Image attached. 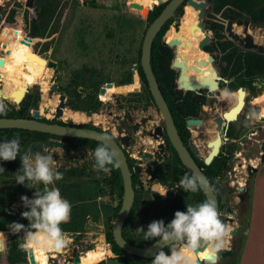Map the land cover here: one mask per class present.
<instances>
[{"label": "flooded vegetation", "instance_id": "obj_1", "mask_svg": "<svg viewBox=\"0 0 264 264\" xmlns=\"http://www.w3.org/2000/svg\"><path fill=\"white\" fill-rule=\"evenodd\" d=\"M171 1L172 0H161V4L154 5L151 11H154L155 9L159 8V12H158L159 15ZM192 1L197 4H203L204 8L202 10L201 8L195 9L188 4V0H183L173 11L172 16L168 19V20L172 19V23L169 26L171 27L175 20L183 17L181 21L184 22L183 24L181 23L182 28L180 29V31L172 30L167 34H172L173 31L179 34L180 32L184 31L185 28L183 26L189 23L187 19H195V18L198 19L196 21V25L195 24L191 25L190 29L194 26L193 31L200 30L201 32L204 33V37L198 41L199 43H201V41H203V39H205L206 36L209 37V41L204 46L203 50H201L202 52L200 50H198V52L196 51V55H199L202 59H204V61H206V63L210 62L209 57H212L213 60L217 61V73L215 74L216 81L214 82L216 83L215 86L217 89H215L211 94L207 96L204 104L199 103L200 106L196 108L195 110L196 114L194 116L183 118L182 125L180 126L175 125L170 109L169 112L172 116L175 129L184 148L188 151L190 157L195 162V164L197 165L203 176L206 178L211 188V191L215 199L217 200L219 218L221 219L222 211H226V213L228 214L233 213V210L231 209V207H229V203L226 201V197L230 192V190L227 189L226 186L221 185L220 183L221 175L219 174L218 168L215 165V159L218 155L212 159L210 164L208 165L205 164V159L211 151V148L208 147V145L209 143L214 142L218 135H220L222 138V144L223 141L225 140L234 141V139L238 136L237 132L240 131L241 128H249L250 124L248 121H242L239 127L233 133V136L232 137L230 136L231 137L230 138L227 137L226 134L228 131L232 133V131L235 129L234 128L233 130H230V124L235 123L237 125L238 117L233 122L225 123L224 126H221L222 127L221 131H217L216 119L219 116H222L224 112L220 115L217 113L213 117V121L215 125L214 130L215 132H217L216 138L213 141L206 143V146L210 149V151L206 156H202L200 144L202 141V136H204V130L202 129L204 125L203 124V117H204L203 113H205L204 106L212 105L214 103L213 99L216 96L219 97L221 94H223L224 91H229L230 93L236 94L237 97V93H236L237 89L234 90H229L226 88L221 89L219 86L220 81H222L225 84H228V82L230 81L228 75L222 76V72H223L222 69L225 68L226 64L225 62L221 63L220 61V58L223 55V52H221L220 44H224L225 42H227L228 44L225 46H227L228 52L236 50V53H255L256 55H258L259 60L262 61L264 64V53L258 52V47H261L264 50V25L263 26L261 25L264 23V0H192ZM34 4L35 2H33V5ZM201 12L203 15L201 18H199L198 15ZM57 13L54 15L53 20L55 19ZM34 19H36V14H35V18L31 19V21L28 23L29 35H26L25 33L26 29L22 26L24 28V34H21L20 32L17 31L13 36L5 39H1L0 52L3 51L1 44L2 43L7 44L8 41L12 40V37L13 39L16 40L20 39L22 35L31 38V41L28 42L25 41L24 42L25 44H23L20 48V49L25 48L24 50L30 52L29 45L32 42L33 37L38 38L39 40L42 39L47 40V39H51L53 36L56 35L57 28L56 29L46 28L39 30L40 33L39 36H34L33 31L30 28V24ZM228 21L232 22L230 30L233 33V35L237 37V40H234L228 36V32L226 31ZM149 25L150 23L146 21L145 31ZM167 30L164 32V34L167 32ZM240 40L243 41V44H240L239 42ZM247 41H249V43L253 45L254 48L245 47L244 45ZM168 44L166 45L168 46ZM212 45H215L216 49L212 50L211 52L207 51V48L212 47ZM26 51H24L23 53H26ZM187 56H188V52L186 54V58ZM25 57H27V55ZM45 61H51V60H45ZM173 61H174V51H173L172 62ZM139 62H140V58H139ZM54 63L56 64V68H57V63L56 62ZM139 66L140 64L137 67V74L139 80L137 84L140 89V92H142L143 89L145 90V86L139 77V73H138ZM56 68L53 69V75L51 77L53 78V82L52 83L49 82L51 84L49 89L51 87H55L56 92L54 93L58 95V98L59 95L64 96L65 108L68 107L74 116L83 114L87 118L85 121H81L79 123L74 124L71 122L70 126L79 129L93 130L105 136L110 137L120 147V149L122 150L125 156L128 170L131 173V177H130L131 185L134 191L133 204L137 198V206L134 209L135 213L132 216V218L126 223V230L130 232L136 240L142 242L145 241L142 238L143 234L135 231L137 228L143 226L146 230L147 225L154 220H163L165 222V225H167L174 218V213L176 211H186L187 205H197L199 203L204 202V200H207L201 189L197 192L187 193L182 188H178L180 178H178L177 174L179 169L182 170L184 169L180 167V165L181 166L183 165L177 153L173 149L169 141V138L167 136L165 121L164 119H162L163 120L162 124L160 123L155 124L154 121H151L149 119V117L153 118V116L156 115L157 113H161L160 110L156 107H150V106L143 107L142 109L134 107V104L139 102L143 104L149 103L154 105L155 102L153 101V99L152 100L143 99L144 101H146L143 102V100H139V96H140L139 95L133 99L134 102L132 103L133 105L131 107H128L125 110L119 108L112 109V113L110 117L107 118L106 115L101 114V112L106 111V108H104L105 106L103 107L102 104L103 102L105 104L106 101H102L100 97V95H103L100 94V89L102 88L104 89V87L107 86L98 88L94 85L93 82H90L89 80L88 83H86V79L82 80L84 82V87H76V84L73 83L72 81L65 87L58 86L63 71L57 70ZM229 69L230 67L228 68V71ZM210 72H213V68L212 70L210 69ZM213 79L215 80L214 77ZM211 89L212 87L210 88V90ZM242 89L245 91L246 94L245 102H248L254 98V97L248 98L249 93L245 88ZM175 90L178 91L176 92L177 96H180L181 99H185V97L180 94L181 89L177 88V85ZM115 94L118 93H113V95ZM232 100L234 101V103H236L234 98H232ZM182 102L184 104H187V101L185 100ZM116 104L117 102H115V105ZM231 104H229L228 107H230ZM129 105H131L130 102ZM5 107L7 111H11L15 109L16 111L19 112V115H22L23 113V108H21L20 106L18 108H11V107L9 108L7 106ZM78 107L80 108V110L75 109ZM87 113H90V115L88 116ZM138 113H141L142 115L140 116L139 119H135ZM54 114H55V109H54ZM93 116L95 118L103 117L104 122H101L103 126L99 127L100 122L98 124L93 123L92 122ZM42 119H39L38 121ZM257 119L258 116L256 120ZM188 121H199V123L189 124ZM149 123L151 124L149 125ZM56 124L61 126L66 125V123L63 122L60 118L56 122ZM223 132H225L226 138L222 137ZM257 135L258 134L256 133L251 134L252 137ZM0 137H1L0 142L18 138L20 140L21 155L29 151L35 153L36 151H39L41 149H47L48 154H51L56 162V170L59 171V173L62 174L63 176V179L56 181L55 184L52 186L58 187L62 191L61 196H64L65 199L68 201L71 193H74L75 184L77 183L78 180H84L88 185V187L90 188H97V186H99L100 196L98 198H95L94 201L92 200L81 201L78 204L79 205L85 203L92 204L93 202L100 200L101 206L99 210L101 213L102 225L112 228L113 222L122 206L123 180L119 167L113 168L108 173L97 171L95 160L93 157V152L94 149L98 146L99 142L88 139H86L87 141H78L75 140L77 138L59 137L50 134H44V133L32 132V131L25 132L21 130H18V132H11V133L0 132ZM159 145H162L163 147L159 148ZM222 146L219 149V152L221 149H223ZM192 147L195 148V151H192ZM226 157L230 159L229 154L228 156H224L225 166H228L229 162L226 160ZM0 167H3L5 169V172L0 173V183L1 181H15L17 175L16 172L21 167V161L19 157L12 162L0 161ZM136 167H138V173H135ZM183 167L186 168L185 166ZM190 176H192L191 171H190ZM167 187H168V192L166 196L162 197L161 195H163V189ZM4 188L5 187H2V185L0 184V212H4L8 216L16 217L17 215H19L21 217V213L26 210L23 207V204L21 203L20 200L21 196L26 195L29 197V199H32L34 197L35 191H39V189L41 191L43 185L42 184L33 185L31 189L32 192H30L29 195L27 192V187L24 185H22L19 188V190L16 192H12V190L10 191L9 189L6 190ZM133 204L131 206V209L133 207ZM8 209H14L16 210V213L14 214L9 213ZM129 214L130 212L128 213V215ZM21 220L25 225H28L29 222L27 220L23 219L22 217ZM70 220L73 223L77 221V214L75 212L72 213ZM84 221L86 222L92 221V216L86 215ZM0 225L2 224L0 223ZM233 237L234 236H232V238ZM3 253L1 254L0 257V264H4V260L6 259L5 256L6 251L5 252L3 251ZM115 258L116 257H114V259ZM21 259H22V264H30L27 253L22 255ZM200 261L201 264L204 263L203 260ZM99 264H102V262Z\"/></svg>", "mask_w": 264, "mask_h": 264}, {"label": "rangeland", "instance_id": "obj_2", "mask_svg": "<svg viewBox=\"0 0 264 264\" xmlns=\"http://www.w3.org/2000/svg\"><path fill=\"white\" fill-rule=\"evenodd\" d=\"M54 1L58 5V13L50 24L57 28L56 35L53 37L50 36L52 38L47 40H39L33 37L29 45L30 52L24 50L25 48L20 49L25 43H20V39L16 40L12 37V40L8 41L7 44H1L3 51L0 52V58L6 57L3 66L7 65L10 70H13L15 69L14 61L16 57L22 58L21 56L26 55L29 57V55L35 54L42 59L56 62V69L63 71L58 86L65 87L72 81L76 84V87H84L83 79H86V83H88V80L93 82L98 88L107 86L108 84L112 85L111 88L128 86L131 91L128 89L122 94H111L105 104L104 102L102 103L106 111L101 112V114L106 115L107 118L110 117L112 109L119 108L125 110L133 105L132 103L135 97L139 95L146 96L145 90L143 89L142 92H140L137 84L139 81L137 67L139 65L141 44L146 25L145 20L142 21V19L147 17L148 12L152 9L146 12V0ZM160 1L161 0H159V2ZM25 2L26 0H0V11H5V13L14 17L20 25L26 29V35H29L28 23L31 19L35 18L36 9L35 5H33L31 9L25 8ZM182 18L175 20L172 26L169 27L167 32L162 36V41L165 44H168L166 39L167 33L172 30H178ZM190 32L192 35L195 31ZM203 37L204 33L200 39ZM198 46L199 42L197 44V49L200 50ZM171 49L174 51L173 48ZM6 51H8V54ZM24 51H26V53H23ZM209 63L213 68L214 74H216L217 61L213 60ZM171 68L177 73L178 78L176 80V85L178 88L180 76L179 68L172 65ZM9 74L10 73L7 71L0 70V103H3L9 108H18L19 105L12 101L11 91L8 89L11 83V75ZM52 75L53 69L43 66L40 77L38 79L26 78L27 84L23 78L18 76L19 81L24 82L25 96H39L38 105L36 109L30 110V116L37 110L40 119H52L54 109L58 103V95L51 92L49 89L51 86L49 80ZM215 81L216 76L214 82ZM263 92L250 101L245 102V106L237 119L238 124L232 131L231 137L242 121H248L250 127L241 128V130L237 132L238 136L234 141L225 140L222 144L223 155L227 156V154H229L230 162L223 172L220 183L230 190L226 197V201L229 203V207H231L233 213L228 214L226 211L221 212V220L231 228L230 237L228 238V244L225 249L231 251V256L224 259L221 258L218 264H237L238 258H236L235 254L238 252L240 240L249 220L250 192L241 203L236 195L239 193V189L243 188L245 180L248 179L247 168L256 167L260 164L259 157L261 152L259 150L258 141H261L264 136V115H262V113H264V105H259L256 102V98L261 96ZM226 94L225 97L224 94H221L219 97L216 96L213 99L214 103L212 105L204 106V125L202 127L204 136H202L200 144L202 156H206L210 151L206 143L213 141L217 135V132L214 130L215 125L213 117L217 113L220 115L226 112L234 105V101L231 97L233 93L226 91ZM115 102H117L116 105ZM129 102L131 105H129ZM143 102L146 101L143 100ZM229 104H231L230 107H228ZM148 106L157 108L156 104H143L140 102L134 104V107L139 109ZM67 113L70 115H66ZM63 114L64 115L60 118L65 123L70 121L72 123H79L87 119L83 114L74 116L68 107L63 109ZM141 115V113H138L135 119H139ZM257 116L258 119L256 120ZM149 119L154 121L155 124L163 123V116L161 113H157L153 118L149 117ZM92 122L95 124L100 122L99 127H101L103 126L101 122H104V118L93 117ZM151 123H149V125ZM252 133L258 135L252 137ZM222 137L226 138L225 132L222 133ZM0 184L2 187H5L4 189L12 190V192L18 191L22 186L15 181H1ZM31 189L27 187L28 195L32 192ZM60 192L62 191L60 190ZM99 192V186H97V188H90L84 180L77 181L74 193H71L69 197V202L72 205L71 216L72 213L75 212L77 214V221L73 223L70 220L68 223L61 225V228L67 234L71 243L60 253H46L48 264H69L71 258L77 255L81 256L88 251V248H90V250L95 249L100 242L106 243L108 246L107 249L110 248V245L105 241V235L111 233V227L102 225L101 213L99 210L101 201L97 200L92 204H78L81 201H94L95 198L100 196ZM62 197L65 199L64 196ZM86 215L92 216V221H84ZM12 222L24 224L19 215L16 217L8 216L4 212H0V223L2 224L0 225V231L4 233V252L6 248H8L12 236H14L9 232L7 227L8 224ZM67 226L71 227V231L68 232L64 229ZM236 228L239 230L237 235L232 238L231 235ZM18 235L22 237L23 233ZM36 259V264H40L37 255ZM192 260L194 264H197V260L203 259H201L199 255H193ZM102 264L117 263L114 257L111 256L108 258V261H104ZM203 264H205V262Z\"/></svg>", "mask_w": 264, "mask_h": 264}, {"label": "trees", "instance_id": "obj_3", "mask_svg": "<svg viewBox=\"0 0 264 264\" xmlns=\"http://www.w3.org/2000/svg\"><path fill=\"white\" fill-rule=\"evenodd\" d=\"M35 2V14L36 19L32 20L30 28L33 31L34 36H39L40 29L53 28L51 26V21L53 20L54 15L57 13L58 5L54 0H34ZM147 9L146 12L152 8L155 0H147ZM159 8L154 11H150L145 20L148 23H151L158 15ZM188 24L184 25V31L177 34L172 32V34H167L166 39L168 43H172V48L174 49V61L178 64V70L180 71V77L178 85L184 87L180 88V94L185 97L181 99L180 96H177L176 88V78L177 73L171 68V63L173 60V51L169 48L163 41L162 36L164 32L169 28L172 23V19L167 20L162 26L160 32L156 35L152 42L151 52H150V66L153 72L154 78L157 82L159 91L161 92L165 102L167 103L169 109L171 110L174 123L177 126L182 125L183 118L194 116L196 114L195 110L200 104H204L206 98L211 94L216 88L214 83V72L212 66L209 63H206L199 55H196L197 44L203 33L200 30H196L191 35V25H194L197 19H187ZM11 21H14L11 23ZM14 25L21 26L20 23L12 16L5 13V11H0V40L13 36L17 31L14 30ZM182 26L180 25L178 31ZM3 33V35H2ZM21 34H24L20 31ZM172 38V39H171ZM171 39V41H170ZM220 44L221 52H223L222 57L220 58L221 63L225 62L226 66L222 69V76L228 75L230 81L228 84L220 81L219 86L221 89L234 90L238 88H245L247 90L248 98H253L258 96L264 91V64L259 60L258 55L255 53H236V50L228 52L227 45ZM216 49L215 45L208 47L207 51L211 52ZM188 56L186 58V54ZM22 58H17L14 61L15 69L13 72L21 73L22 75L27 76L28 78L38 79L43 71V65H40L36 62H30L25 56ZM6 59L3 58V61ZM30 63V64H29ZM230 67L229 71L228 68ZM139 77L142 80L145 86L146 96H139V100H148L152 97L148 91L147 82L145 76L142 72L141 67L139 66ZM212 89L210 90V88ZM186 94V96H185ZM187 101V104H184L182 101ZM39 102V96H29L26 95L23 101L20 103V107L23 108L22 115H19V112L15 109L11 111L6 110V114H0V118H30V110L36 109ZM256 102L259 105H264V92L261 96L256 98ZM200 103V104H199ZM80 110V108H75ZM44 123H50L46 119L40 120ZM84 127V126H82ZM236 127L235 123L230 124V130H233ZM1 133H11L18 132V130H0ZM227 137L231 136V132H227ZM1 139V137H0ZM78 141H87L86 139H75ZM228 156V154H227ZM215 165L218 168L219 174L223 175L225 166V159L223 155V149L220 150L218 156L215 159ZM182 169L178 171V178H182L185 174L190 175V171L180 165ZM205 201V200H204ZM137 206V198L134 201L133 207L130 211V214L126 216L123 225H122V236L124 239L133 246L144 247L155 240L150 241H138L133 235L126 230V223L134 215V209ZM21 237L19 235L12 236L11 241L9 242L8 248H6V259L4 264H22V255L25 254V251L21 250L18 245L21 243ZM106 242L110 245V249L113 254L116 255V260L119 264H148L151 263L152 259H143L136 257L130 254L123 252L113 241L112 234L109 233L105 235ZM90 248H88V251ZM168 251L167 248L163 249ZM33 257L35 262H37L34 249H32ZM170 254V253H169ZM110 257V256H109Z\"/></svg>", "mask_w": 264, "mask_h": 264}, {"label": "clouds", "instance_id": "obj_4", "mask_svg": "<svg viewBox=\"0 0 264 264\" xmlns=\"http://www.w3.org/2000/svg\"><path fill=\"white\" fill-rule=\"evenodd\" d=\"M0 114H6L3 103H0ZM110 139L105 136L94 149L93 157L99 172L108 173L119 167L118 154L108 143ZM18 157L21 167L16 172L15 182L30 189L36 184H42L43 188L35 191L32 199L26 195L20 198L26 209L21 217L29 222L28 225L12 222L8 224V230L12 235L23 233L18 247L25 252L39 248L60 253L71 243L61 225L70 221L72 205L61 196L60 189L52 185L63 176L56 170V162L47 149L21 155L18 138L0 142V161L12 162ZM3 172L5 169L0 167V173ZM202 184L195 177L185 174L178 188L187 193L197 192ZM203 187L207 185L203 184ZM167 192L168 187L160 195L166 196ZM135 231L142 233L145 241H157L154 247L160 250L153 254L151 264H194L193 255H199L205 264H218L221 259L218 253L226 249L231 228L219 218L215 203L205 200L197 205H187L186 211H176L167 225L163 220H154L146 230L141 226ZM2 236L4 233L0 232Z\"/></svg>", "mask_w": 264, "mask_h": 264}, {"label": "water", "instance_id": "obj_5", "mask_svg": "<svg viewBox=\"0 0 264 264\" xmlns=\"http://www.w3.org/2000/svg\"><path fill=\"white\" fill-rule=\"evenodd\" d=\"M183 0H172L164 9L163 11L150 23V25L147 27L143 40H142V44H141V50H140V67L142 69V72L145 76L146 82H147V87H148V91L153 99V101L155 102L157 108L160 110L163 119L165 121L166 124V133L167 136L169 138V141L173 147V149L175 150V152L177 153L181 163L183 166H185L187 169H189L191 171V174L193 177H195L197 179L198 182H203V184H206L207 187H203V184L201 186V190L204 193L205 197L207 200L213 201L216 205L217 211H218V204H217V200L215 199L211 188L206 180V178L203 176V174L201 173V171L199 170V168L197 167V165L195 164V162L192 160V158L190 157L188 151L184 148L178 134L177 131L175 129L173 120H172V116L169 112V108L161 94V92L159 91L157 82L154 78L153 72L151 70V66H150V52H151V46H152V42L154 40V38L156 37V35L159 33L161 27L165 24V22L172 16L173 11L177 8V6L182 2ZM33 2L34 0H26L25 2V7L28 9H31L33 7ZM159 2V0H158ZM159 4H161V1L159 2ZM188 4L190 6H192L195 9L201 8V10L204 8L203 4H197L195 2H193L192 0H188ZM137 6V5H135ZM138 7V6H137ZM154 7V5L152 6V8ZM202 12L199 13L198 17L201 18L202 17ZM147 17H145L143 20H146ZM14 21H11V23H13ZM239 23V22H238ZM14 24V23H13ZM231 21L227 22V27H226V31L228 32V36L231 37L234 40H237V37H235L233 35V33L231 32ZM196 25V22H195ZM262 26L264 25L261 24ZM14 30L18 31V32H23L24 33V28L22 26H18V25H14ZM194 30V26L191 28V31ZM28 42L31 41V38L22 35V37L20 38V43L23 42ZM209 41V37L206 36L205 39H203V41H201V43H199V49L203 50L204 46L206 45V43ZM240 44H243V41H239ZM168 46L171 48L173 46L172 43H169ZM245 47H251L254 48L253 45H251L249 43V41H247L244 45ZM258 47V52H263V51H259ZM6 53L8 54V51H6ZM264 53V52H263ZM30 62H36L40 65L45 66L46 68L49 69H55L56 68V64L52 61H45L44 59L40 58L39 56L35 55V54H31L28 57ZM209 61H213L212 57H209ZM4 64L3 58H0V67H2ZM30 64V63H29ZM172 66H178V64L173 61L172 62ZM215 74H214V78H215ZM180 77V76H179ZM50 83L53 82V78H51L49 80ZM183 85L179 86L178 88L180 89H184V87H182ZM108 88L112 87L111 84L107 85ZM51 92H56V88L55 87H51L50 88ZM105 90L102 88L100 89V94H104ZM237 93V100L235 105L229 109L228 111L224 112L222 114V116H219L216 119V123H217V131H221V126H224L225 123H230L233 122L237 119L238 115L240 114V112L242 111L244 105H245V91L242 88L237 89L236 91ZM25 97V89L23 92H18L16 93L12 98H13V102L15 104H20L22 102V100ZM59 103L57 104L56 108H55V114L54 117L50 120V123H44V122H40L38 121L39 118V112L36 110L34 111L33 115L30 118H0V130H9V129H15V130H21V131H32V132H39V133H44V134H50L53 136H59V137H70V138H80V139H88V140H93L96 142H101L103 141V138L105 137V135L93 131V130H88V129H79V128H74L70 126V122L66 123V125L61 126L56 124V122L59 120V118L63 115V109L65 108V104H64V96L63 95H59ZM21 114V113H20ZM87 115L89 116L90 113H87ZM189 124H196L199 123V121H188ZM259 142V150L261 152V155L259 157V163H264V136L262 138L261 141ZM109 146L111 147L112 150H114L118 155H117V159L119 161V169L121 172V176H122V180H123V201H122V206L113 222L112 228H111V234H112V238L114 243L125 253L136 256V257H140L143 259H152L154 256L153 254L157 251H159L160 249L158 247H154V245L157 243V241L151 243L150 245L144 246V247H138V246H133L131 244H129L124 237L122 236V225L123 222L126 218V216L128 215V213L130 212L131 206L133 204V200H134V191L132 189V185H131V173L128 170L127 167V163H126V159L125 156L122 152V150L120 149V147L116 144V142L113 139H110V141H108ZM127 144V141H126ZM222 146V138L220 135L217 136V138L215 139L214 142L209 143L208 147L211 148L210 153L208 154V156L205 159V164L208 165L210 164V162L212 161L213 158H215L218 154H219V149ZM162 145H159V148H162ZM192 151H195V148L192 147ZM226 160L228 162H230V159L228 157H226ZM257 172V168L256 167H249L247 168V175H248V179L245 180L244 182V186L242 189H239V193H237V198L239 199V202L241 203L249 194L250 191V179L252 178V176ZM135 173H138V167L135 168ZM9 213H16V210L14 209H8ZM66 231H71V227L67 226L64 228ZM238 231V228L235 229V231L232 233L231 236H235L236 232ZM2 232V231H0ZM71 236V235H70ZM3 252V236L0 237V257L1 254ZM113 257H116L115 254H113L111 252ZM28 255V259H29V263L30 264H36L34 257H33V253L32 250L27 252ZM218 255L220 256V258H227L231 256V251L230 250H224L221 253H218ZM203 262H205L203 260ZM80 263V256H74L73 258H71L69 264H79ZM197 264H201L200 260L196 261Z\"/></svg>", "mask_w": 264, "mask_h": 264}, {"label": "crops", "instance_id": "obj_6", "mask_svg": "<svg viewBox=\"0 0 264 264\" xmlns=\"http://www.w3.org/2000/svg\"><path fill=\"white\" fill-rule=\"evenodd\" d=\"M256 168L250 179L249 220L235 254L237 264H264V163ZM104 261L108 258L99 263Z\"/></svg>", "mask_w": 264, "mask_h": 264}, {"label": "bare ground", "instance_id": "obj_7", "mask_svg": "<svg viewBox=\"0 0 264 264\" xmlns=\"http://www.w3.org/2000/svg\"><path fill=\"white\" fill-rule=\"evenodd\" d=\"M159 2L158 0H155V3H152L153 5H157ZM182 24L184 22H181ZM172 39V38H171ZM170 39V41H171ZM259 51H263V49L260 47L259 48ZM264 52V51H263ZM28 59V57H27ZM29 60V59H28ZM0 70L1 71H7L9 72L11 75V83L9 84L8 86V89L11 91V97H13L16 93L18 92H23L24 89H25V85H24V82H21L19 81V77L20 78H23L25 83L27 84V80L26 78H28L27 76L25 75H22L21 73H15L13 72V70H10V68L5 65L3 67H0ZM7 75V74H6ZM0 78H1V75H0ZM3 84V83H2ZM6 86V85H5ZM105 89V93L103 95H101V100L102 101H107L108 100V97L113 94V93H118V94H122L124 93L126 90L129 89V91H131V89L128 87V86H123V87H116V88H108V87H104ZM45 90V89H43ZM224 94V97L227 95L226 94V91L223 92ZM232 98L235 99V102H236V94H232L231 95ZM10 99V98H9ZM13 99V98H11ZM13 101V100H12ZM235 104V103H234ZM232 107V106H231ZM86 114V113H85ZM64 115V114H63ZM68 115V113L66 114ZM70 115V114H69ZM68 115V116H69ZM72 115V114H71ZM94 117V116H93ZM92 117V118H93ZM61 119V118H60ZM67 119V118H66ZM73 121V120H72ZM71 122V121H70ZM75 124V123H74ZM66 150V149H65ZM102 241V240H100ZM108 246L106 243H102L100 242L95 249L93 250H89L87 252H85L84 254H82L80 256V263L79 264H98L100 261L102 260H105L107 258H109V256L111 257L112 254H111V251L108 249ZM35 252H36V255L38 257V262L40 264H48V261H47V257H46V253H56V252H53V251H43L39 248H36L34 249ZM50 258V257H49Z\"/></svg>", "mask_w": 264, "mask_h": 264}]
</instances>
